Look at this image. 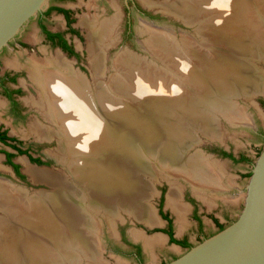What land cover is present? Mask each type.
Here are the masks:
<instances>
[{
  "label": "bare ground",
  "instance_id": "bare-ground-1",
  "mask_svg": "<svg viewBox=\"0 0 264 264\" xmlns=\"http://www.w3.org/2000/svg\"><path fill=\"white\" fill-rule=\"evenodd\" d=\"M257 2L264 9V0L164 3L167 12L174 13L177 18L184 16L189 23L198 25L196 37L185 36L183 44L171 31L144 22L140 31L148 35L144 45L152 60L124 50L114 59L118 72L111 84L103 82L102 76L106 73V47L113 43L118 31L119 10L111 18L101 19L93 14L81 20L88 28L90 64L96 81L90 82L75 71L60 53L52 59L29 64L32 79L40 88L39 99L34 103L54 124L50 127L39 122L34 131L40 139L50 140L58 135L57 160L65 165L64 169L68 167L72 177L65 178L26 160L25 171L35 182H45L57 189L53 192L42 189L29 197L25 190L0 181V210L7 215V220L0 219V264H62V259L80 264V258L86 256L84 260L88 264H102L103 261H92L96 259L95 253H100V249L92 246L93 233L100 226L99 218H108L114 224L121 210L151 226L159 222L155 208L146 203L149 190L154 189L155 173L148 168L154 159L162 168L159 172H166L168 177L165 178L172 183L167 192L168 205L180 222L187 210L181 203L182 187L177 186L180 175L175 174L184 175L182 178L187 176L186 180L195 185L197 191L223 188L220 166L200 152L186 157L188 146H195V141L180 130L179 123L183 119L181 113L194 112V107H217L230 121L246 118L235 105L230 109L214 106L209 96L220 85L227 89V82L223 81L227 70L237 72L234 77L238 78L240 69L250 68L251 64L246 63L249 57L243 55L260 52L257 47L253 50L246 44V34L253 35L254 45L257 46V40L263 43L264 49V40L255 36L260 28L264 32V21L255 20L254 16ZM226 6L229 14L225 12L223 16L220 9ZM212 14L215 16L210 19ZM212 44L214 48L210 47ZM176 47H181L183 55ZM166 65L170 76L161 74V70L166 72L163 68ZM164 77L170 80L168 88L173 92H161ZM244 77L246 87L240 89L249 91L250 88L252 94L254 88L264 91L262 79L260 81L254 74L247 76V73ZM144 78L156 83V87L148 86L142 81ZM178 81L194 90L177 86ZM228 86V90L233 87ZM235 91L237 93V89ZM119 94L129 96L137 104H129L125 99L119 102L116 99ZM197 112L200 111L197 109ZM177 115L179 118L174 121ZM220 126L219 121L214 123L211 119L204 124L206 134H213L212 137L220 134ZM161 141L166 143L158 155L155 149ZM16 189L19 193H15ZM134 235L151 251L165 238L161 234L145 236L135 232ZM72 245L80 252L70 253Z\"/></svg>",
  "mask_w": 264,
  "mask_h": 264
},
{
  "label": "rangeland",
  "instance_id": "rangeland-1",
  "mask_svg": "<svg viewBox=\"0 0 264 264\" xmlns=\"http://www.w3.org/2000/svg\"><path fill=\"white\" fill-rule=\"evenodd\" d=\"M174 1L176 0H132L131 3L129 2V0H49L44 10H46L52 4H59L74 11V25L80 32V35L75 34L74 36L70 37L74 45L76 47H80V51H82V53L84 52L81 61L84 63L86 68L89 67V52L87 49L88 39L86 40L85 36V33L88 34V31L84 26V28L86 29L85 31V29L83 28V24L81 25L80 16H82L81 18H83L85 15L96 14L100 18L103 16L101 19L111 18L117 13V10H119L121 19L118 26V31L116 32V37L114 38L115 41L113 40V43L106 47V73H104V75L102 76L103 82H110L111 84L114 81L113 77L115 78V75L118 72V69H116L117 67H114V59H116V56L124 50L125 52L128 50V52H132L133 54L137 53L139 55H142V57H147L150 61L152 60L151 54L148 52L146 46L144 45L145 42H147L148 35L143 34L140 31V29L143 28L142 26H144V22L162 30L164 29L167 31H171V33L175 36V39L177 38L176 40H180L183 44V38H185V36L188 38L191 37L192 39L193 37H196V30L198 29L197 24L189 23L184 16H181L183 19L180 18L183 21L179 20L175 18L176 15L174 13L167 12L165 10L166 7L164 6V3ZM226 7H222L220 9V12L223 14V16L225 14H229L227 11L229 10V7ZM213 16L215 15H209L210 19L213 18ZM254 16L256 18L255 20L261 18L260 21H264V9L261 3L257 2L256 15ZM37 17L38 14L31 18V20L23 27L20 33L13 39V43L9 44L8 48H6V50H4L2 54H0V60H2V70H5L7 68H16L23 71L19 77L18 85L23 86L24 93L22 94L21 98L25 100L26 104L28 103L27 99L29 97L31 98L38 96L37 88L35 87L29 76V61L31 59L35 61H45L48 57L58 52V48L50 47L48 43L44 41V37L38 26ZM145 19L155 21L158 25L149 23ZM47 24L49 28L55 30L62 29L66 26L63 15L57 13L56 11L52 12V14L48 17ZM253 30H251V32H253ZM252 34H254V32ZM246 35L247 39L245 40L246 37L244 38L246 44L253 50L254 47H257L258 51L260 52H258L257 55H243L249 57V62L246 63H248L249 65L251 64L249 66L250 68L247 71L240 69L239 73L241 75L238 74V78L234 77L237 72L227 70V73L224 74L225 76L223 78V81L227 82V89H225L224 85H222L223 87L220 85L215 91H213L212 95L209 96L210 102L213 103L214 106L218 105L220 107H223V109H230L233 105H235L236 108H238L241 112H243V114L246 115V118L241 120H232L235 121V123H233L227 116L225 117V114H223L222 112H218L217 107H194V112L181 113V115L183 114V119H181V122L179 123L182 126L180 127V130L188 133L187 136H190L189 139L195 141V146H188V156L186 155V157L188 158L192 156L195 152H200L204 156L208 157L211 162L214 161L215 165L220 166L219 169L221 170H219V174L222 176L221 180L223 188L220 187V189H214L210 187L206 191L203 189L202 192L197 191L194 187L195 185L192 186V184L188 182L189 180H186L187 176H185L186 178H182L184 175L175 174L178 176L180 175L177 186L182 187L181 203L186 207L187 210L182 221L180 222L178 221L176 213L168 205L167 192H169V188L172 187V183L167 180V178H165L168 177V175H165L166 172L163 174L159 172L160 170L158 169L162 168L159 167L158 162L156 161V159H154V162H149L148 165V168L153 169V172L155 173V176H153V179L155 180V183L153 184L154 189H152V191L149 190L150 195L149 197H147L148 202L146 200V203L147 205L151 203L149 206L155 208L154 211H156V215H158L159 222L151 226L141 220L135 219L129 214L130 212L121 210H119V217L118 215H116L117 218L115 219L116 221L114 224H112V221H109L110 219L108 218H99L100 226L97 229L98 231L95 229V231L93 230L94 233L93 231H91V233L94 234V242L92 246L100 249L99 254L95 253L96 259L92 260L93 262L99 260L101 262L103 261L102 264H163V262L165 264L185 251V249L177 247L174 243H171L167 234L163 233L162 231L156 230L163 229L166 226V223L161 218L158 210L161 193L164 189L166 191L165 198H167V206L170 207L168 208L167 206H165V209L169 214H171L174 220V233L178 238L188 236L191 239L192 243L196 244L197 242L202 241L204 238L209 237L219 231L215 222L213 221L214 216L217 217L221 222H223L225 226L229 225L232 221L237 219L239 213L243 208L246 190L245 187L251 174V169L253 166L252 164L256 161L257 157L264 147V139L258 133L259 129H263L261 131H264V91L260 92L259 89L254 88L252 92H255L252 94L250 88L249 91L240 89V87H246L244 73H247V76L254 74V76H256L259 80L262 79V81H260L263 82L262 84H264V49L263 43H260V41L258 40L256 41L257 46L254 45L255 40L253 38L251 39L253 35ZM255 36H258L262 41L264 40V32H262L261 28L259 29V34H256ZM213 45L214 44H212V46H209L214 48L215 46ZM176 48L177 52L182 54L181 47ZM167 55L165 56L168 57ZM69 59L72 60L73 58ZM161 59H163L164 61V58ZM167 59L168 58H166V60ZM16 61L19 64L15 66L10 64V62L12 64H16ZM159 64L162 65L161 63ZM159 64L157 65L159 66ZM78 68L79 67L75 69ZM163 68L166 70V72L161 70V74H164V76H170L171 71L169 70L168 65ZM82 72L88 78H90V82L96 81V79L93 78L94 76L91 73L90 68L89 70L86 69ZM111 79H113L112 82ZM164 79V83L161 84V86H163L161 88V92L167 91V93H170L172 91L168 88L170 80L166 79V77H164ZM142 81H144V83H148V86L151 85L150 87H156V83L154 84L152 83V81L149 83V80H146L145 78ZM228 81L231 82L229 83ZM179 83H177L176 85L189 87L192 91L194 90V88H192L190 85L187 86L186 84H183L182 81ZM228 84L233 86L231 87V90H228ZM236 89L237 93L235 91ZM122 95L123 94H119V96H115L116 99L118 98L117 100L119 102H123L126 100V102H128L129 104H137V102L132 98H129V96L127 97L125 95ZM4 105V98L0 95V122H5L11 132L15 131L16 136L22 138L23 141L26 142L25 146L31 145V151L35 156H41L44 160H48V164L41 165V167L44 166L45 168L54 170L55 172L64 175L65 178H71L72 175L68 167L64 169L65 165L59 163L57 160L59 153L58 148L60 146L58 135L56 134L55 137L50 140H40L39 138H37L38 135L37 133H35L34 128H32V132H34L37 136L27 132L33 122H44V115H42L34 106L29 103L26 105V107L30 109L27 119L24 121L14 122L12 118L5 113ZM197 109L198 111H200L199 113L197 112ZM175 118L174 121H177L179 116L177 115L175 116ZM210 119L214 121V123H216V121L220 122L221 126L220 128H218V131L220 130V134L214 135L216 137H212L213 134H209L211 136H208V134H206L207 131L204 128V124L207 123ZM47 123L49 124H47L48 126L54 127V124L49 122ZM176 130L178 131L179 128H177ZM164 143L166 142L161 141L159 143L158 149H155L157 150L156 153L158 155L160 154L159 151L163 148ZM215 146H220L222 148L230 150L237 156L241 152L246 153L251 157L253 162L236 163L228 158L220 157L213 152V148ZM4 147V145L0 144V148ZM200 149L207 153L202 152ZM21 157L22 156L16 157V161L20 162L21 170L24 171L25 164L24 161H21ZM31 164L36 165V163ZM25 173L26 178L19 177L14 172L13 168L6 163L5 155L0 152V181H2L4 184L7 183L8 185H11L15 188L25 190L26 193H28L29 197H32V195L40 189L46 190L47 192H53L57 189L56 186H49L45 182H39V184H35L32 182V177L26 171ZM150 177L151 178H148L150 180L149 183L151 184V180L153 179L152 176ZM15 193H19V191L16 189ZM191 199L194 201H191ZM195 212L199 215L198 217H200V221L195 217ZM0 219L7 220V215L3 210H0ZM201 226L202 229L200 230ZM202 230L203 233L201 235L200 231ZM135 232L142 233L145 236H154L156 234H161L165 238L163 239V242H160L159 244H157V246H154L153 249L151 248V251L150 248L146 247L143 240L135 237ZM123 234H125L130 241L139 243L141 246L142 242L144 243L146 249L148 250H145L143 248V263H140L133 256H127V253L131 251L132 247H130L129 244L123 242V240L122 242L120 241V236H123ZM69 250L71 251L70 253L80 252L79 249L76 248V245L69 246ZM64 257L68 258L67 256ZM86 257H84L83 259L80 258V264H85V260L87 259ZM60 261L61 260H59L58 262ZM72 263L75 264L71 260L62 259V264ZM88 263L89 262H86V264Z\"/></svg>",
  "mask_w": 264,
  "mask_h": 264
},
{
  "label": "water",
  "instance_id": "water-1",
  "mask_svg": "<svg viewBox=\"0 0 264 264\" xmlns=\"http://www.w3.org/2000/svg\"><path fill=\"white\" fill-rule=\"evenodd\" d=\"M48 1L0 0V52L31 18L44 11ZM32 182L39 184L33 179ZM245 189L243 208L237 219L166 264H264V147L253 163Z\"/></svg>",
  "mask_w": 264,
  "mask_h": 264
},
{
  "label": "flooded vegetation",
  "instance_id": "flooded-vegetation-1",
  "mask_svg": "<svg viewBox=\"0 0 264 264\" xmlns=\"http://www.w3.org/2000/svg\"><path fill=\"white\" fill-rule=\"evenodd\" d=\"M63 1V0H61ZM129 2L132 3V0H129ZM64 8L67 11H59L58 9L55 8ZM56 11L59 14H62L64 19H65V27L62 29H51L49 28L48 24H47V20L48 17L52 14V12ZM84 16V15H83ZM82 16H80V19ZM103 17V16H102ZM101 17V18H102ZM37 22H38V26L40 28V31L44 37V41H46L48 43V45L50 47H54V48H58V52L50 57L47 58V60L52 59L55 55H57L58 53H60L66 60L67 62L72 66V68L75 71H78L79 73H81L83 76H85L87 79L88 78L85 74H83L82 71H85L86 69L89 70L91 73L93 74L92 68H91V64H90V53H89V67L86 68V66L84 65V63L81 61L82 56L84 55V52L82 53V51H80V47H76L71 39L70 36H74L75 34L80 35V32L76 29L75 25H74V11H72V9L59 5V4H52L50 5L46 10H44L43 12L38 14L37 17ZM83 23L81 22V25ZM84 24H83V28H84ZM130 26V23H129ZM86 29H88L85 26ZM84 28V29H85ZM85 29V31H86ZM88 31V30H87ZM86 36V40L88 39L87 34L85 33ZM13 43V40L10 41V44ZM6 48H8V46H6L0 54H2L4 52V50H6ZM87 49H88V40H87ZM89 52V49H88ZM69 58H73L72 60H70ZM32 60V59H31ZM29 61L28 63V68H29V76L30 79L32 80L33 84L35 85V87L37 88L38 91V96L36 97H29L27 99V104H31L32 106H34L41 114V110L40 108L35 105V101L38 100L39 97V86L37 85V83H35L32 79L31 76V68H30V63L31 62H37L35 60ZM42 61V60H40ZM1 62L2 60H0V95L4 98V102H5V113L10 116L12 118V120L14 122H19V121H24L27 119L28 114H29V110L26 107V103L25 100H23L22 94L24 93V89L23 86L18 85L19 83V77L21 75V73L23 72L22 70H18V69H5L2 70L1 68ZM11 65H17L19 63L16 64H12L10 62ZM79 67L78 69H75ZM92 79V78H91ZM43 115V114H42ZM44 122L42 121H36L33 122L30 125L29 130L27 131L28 133H32L34 135H36L34 132H32V128H34V126L37 123H43L45 125H47L49 123H51L49 120L45 119V117L43 116ZM49 125V124H48ZM263 129H259L258 133L260 134V136L264 139V131H261ZM7 136V139H2L3 136ZM37 136V135H36ZM37 138H39L37 136ZM40 139V138H39ZM40 140H47V139H40ZM0 144L4 145V148H0V152H2L5 155V161L7 164H9L14 172L19 176V172L16 171V169L13 167V164H19V161H16V157L22 156L21 157V161H26V162H30V163H35L32 161V157L33 158H40L44 164H48V160H44L41 156H35L33 154V152L31 151V145L25 146L26 142L23 141L22 138L16 136L15 131H10L9 128L7 127V124L5 122H0ZM10 152L13 154L12 157H8L7 153ZM213 152L216 153L218 156L223 157V158H228L236 163L239 162H247V163H252V159L249 155H247L246 153L241 152L238 156L235 155L232 151L227 150L225 148H222L220 146H215L213 148ZM229 153L231 154L230 156H226L225 153ZM242 157H246L247 160H242ZM9 158L10 161L13 163H9ZM37 164V163H36ZM42 164V165H44ZM253 165V164H252ZM19 171L21 174H23L26 178V173L24 171L21 170V166L19 168ZM20 177V176H19ZM166 191L165 189L162 191L161 193V199L159 202V206H158V210L160 213L161 218L163 219V221H165L166 226L163 229H156L157 231H162L163 233L167 234L169 237V241L171 243H176V242H172L171 241V236L168 233L169 229L172 230L173 232V237L176 238L177 240H182L184 241L187 245H189L190 247L193 246L194 244L192 243L191 239L188 236H184L182 238H178L176 237L175 233H174V220L171 216V214H169L166 209L165 206H167V198L166 197ZM163 201L162 205L161 202ZM191 201H194L191 199ZM168 207V206H167ZM170 208V207H168ZM162 211V212H161ZM163 213V214H162ZM175 214V213H173ZM165 215H167V217H165ZM199 215L195 212V217L200 221V217H198ZM213 221L215 222L218 230L220 229L221 225H225L223 222H221L217 217H213ZM202 229V226L200 228V230ZM181 233V232H180ZM203 230L200 231V234L202 235ZM125 242L127 244H129L130 247H132L131 251L129 253H127V256H133L135 257L140 263H143L144 261V255H143V248L145 250L146 249L144 243L142 242V246L139 243L136 242H132L130 241L125 234H123V236H120V241ZM178 244L177 247H181L182 249H188L190 248L189 246H184V244ZM166 262V261H165ZM164 264V262H163ZM166 264V263H165Z\"/></svg>",
  "mask_w": 264,
  "mask_h": 264
},
{
  "label": "trees",
  "instance_id": "trees-1",
  "mask_svg": "<svg viewBox=\"0 0 264 264\" xmlns=\"http://www.w3.org/2000/svg\"><path fill=\"white\" fill-rule=\"evenodd\" d=\"M55 9H58L59 11H67L66 9H64V8H55ZM2 139H7V136L5 135V136H3L2 137ZM225 153V155L226 156H230L231 154H229V153H226V152H224ZM7 155H8V157H12L13 156V154L12 153H10V152H8L7 153ZM242 160H247L246 159V157H242ZM32 161L33 162H35V163H37V164H39V165H42V164H44V162L40 159V158H33L32 157ZM9 163H11V164H13L11 161H10V158H9ZM13 167L16 169V171L17 172H19V176L20 177H22V178H25V176L23 175V174H21L20 173V171H19V168H20V165L19 164H13ZM251 175V174H250ZM162 203H163V201L161 202V205H162ZM162 212V211H161ZM163 214V213H162ZM165 217H167V215H165ZM225 227V225H221V227H220V229L219 230H221V229H223ZM168 233L170 234V236H171V241L172 242H176V243H179V244H184V246H189V245H187L184 241H182V240H177L176 238H174L173 237V232H172V230L171 229H169V231H168ZM190 247V246H189Z\"/></svg>",
  "mask_w": 264,
  "mask_h": 264
}]
</instances>
